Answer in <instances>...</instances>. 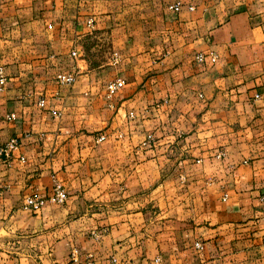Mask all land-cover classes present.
Masks as SVG:
<instances>
[{
	"label": "crops",
	"instance_id": "1",
	"mask_svg": "<svg viewBox=\"0 0 264 264\" xmlns=\"http://www.w3.org/2000/svg\"><path fill=\"white\" fill-rule=\"evenodd\" d=\"M0 68V264H264V0H0Z\"/></svg>",
	"mask_w": 264,
	"mask_h": 264
},
{
	"label": "built area",
	"instance_id": "2",
	"mask_svg": "<svg viewBox=\"0 0 264 264\" xmlns=\"http://www.w3.org/2000/svg\"><path fill=\"white\" fill-rule=\"evenodd\" d=\"M182 4L177 3L174 6H171V9L179 12L182 9ZM190 10H193L192 7H190ZM89 26L92 27V22H89ZM73 55L75 56L76 53L74 52ZM195 60L197 63H205L207 60V56L203 54H198L195 57ZM210 61L212 63L216 62V57H210ZM76 80V75L73 73L70 74H60L57 77V81L62 85H72ZM7 83V77L4 73L3 68H0V87H5ZM125 81L124 80H116L113 82H110L107 86L108 94L110 97L115 95L117 92L122 90L125 87ZM42 104H44V101H41ZM133 116V114L131 115ZM10 119H15L14 115L10 116ZM107 138L105 135H98L96 136V142L100 143L105 141ZM152 139V136H148L147 140L144 142V145L148 143L149 140ZM20 146V138H13L6 144L0 146V156H5V162L6 165L11 166L13 163V152L17 150ZM220 157V156H219ZM22 161H24V158H21ZM68 200V193L66 189L62 186L61 183L57 182L55 180L54 186H53V192L49 197H42L36 194H30L24 198L22 209L28 213L31 214H39L41 210L47 205L48 202H52L57 205L65 204ZM197 249H202L203 246L200 242H197L195 244Z\"/></svg>",
	"mask_w": 264,
	"mask_h": 264
}]
</instances>
